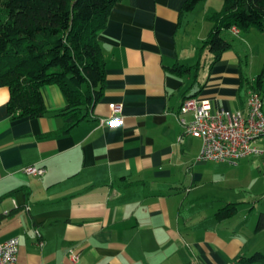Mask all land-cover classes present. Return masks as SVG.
Wrapping results in <instances>:
<instances>
[{
    "label": "crops",
    "instance_id": "crops-1",
    "mask_svg": "<svg viewBox=\"0 0 264 264\" xmlns=\"http://www.w3.org/2000/svg\"><path fill=\"white\" fill-rule=\"evenodd\" d=\"M186 1L115 4L100 34L103 96L69 132L58 84L42 87L40 117L11 115L0 84V242L20 238L17 264H247L264 255V137L260 154L237 163L198 161L202 140L179 141L191 95L216 110L248 109L264 33L225 30L232 48L214 61L202 45L224 1L189 12ZM179 65L190 70L173 71ZM113 116L123 122L110 125ZM29 165L45 175L26 173Z\"/></svg>",
    "mask_w": 264,
    "mask_h": 264
},
{
    "label": "trees",
    "instance_id": "trees-1",
    "mask_svg": "<svg viewBox=\"0 0 264 264\" xmlns=\"http://www.w3.org/2000/svg\"><path fill=\"white\" fill-rule=\"evenodd\" d=\"M121 0H0V84L9 87V112L16 117H40L47 113L42 87L58 84L67 105L59 112L64 132L85 120L102 98L106 69L100 34L110 12ZM203 0H187L184 10H193ZM213 28L202 49L214 61L232 48L223 32L233 26L241 31L257 28L264 33V0H224L223 8L211 17ZM213 61V62H214ZM176 66L173 71L184 73ZM264 68L254 88L261 92ZM194 96V95H191ZM236 206L224 207L228 216ZM264 229V212L257 230ZM256 253L245 257L250 264L263 260Z\"/></svg>",
    "mask_w": 264,
    "mask_h": 264
},
{
    "label": "built area",
    "instance_id": "built-area-1",
    "mask_svg": "<svg viewBox=\"0 0 264 264\" xmlns=\"http://www.w3.org/2000/svg\"><path fill=\"white\" fill-rule=\"evenodd\" d=\"M231 28L235 33L240 32L236 26ZM263 103L262 93L255 88L249 90L246 111L216 110L211 100L189 96L184 99L179 111V121L183 127L179 141L184 142L187 137L202 140L198 161L237 163L243 157L260 154L262 149L259 141L264 137ZM112 109L117 112L119 106L112 104ZM122 122L121 116H113L108 123L115 125ZM24 171L42 177L46 168L29 165ZM19 252V237L14 236L0 242V264H17ZM72 258L76 262L78 255H72Z\"/></svg>",
    "mask_w": 264,
    "mask_h": 264
},
{
    "label": "rangeland",
    "instance_id": "rangeland-1",
    "mask_svg": "<svg viewBox=\"0 0 264 264\" xmlns=\"http://www.w3.org/2000/svg\"><path fill=\"white\" fill-rule=\"evenodd\" d=\"M214 1H216V0H211V1H210V5H211ZM223 1H224V0H223Z\"/></svg>",
    "mask_w": 264,
    "mask_h": 264
}]
</instances>
